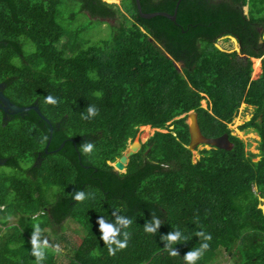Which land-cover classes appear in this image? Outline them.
<instances>
[{
	"label": "trees",
	"instance_id": "16d2710c",
	"mask_svg": "<svg viewBox=\"0 0 264 264\" xmlns=\"http://www.w3.org/2000/svg\"><path fill=\"white\" fill-rule=\"evenodd\" d=\"M65 1L91 15L118 11L108 0H0L2 90L20 106L36 100L50 122L33 109L0 108V158L16 169L0 171V264H35L27 220L36 219L52 245L50 233L64 220L84 231L70 238L63 260L48 251L43 264H185L184 254L203 242L195 235L200 230L212 236L204 254L219 248L240 254L248 244L236 264H264V212L258 207L264 198V0H179L174 21L142 18L135 1L125 0L130 22L115 25L108 39L81 46L57 19ZM177 1L140 4L144 12L172 14ZM225 35L236 38L239 51L214 44ZM23 39L34 46L28 55ZM251 57H261L255 79ZM48 95L58 103H45ZM242 103L254 106L239 127L260 138L255 161L228 128ZM89 105L99 114L84 120ZM190 110L203 135L227 133L232 148L202 149L193 161L187 115L180 117ZM143 125L167 130L139 140L142 147L125 170H116L112 162ZM85 141L94 144L90 155L81 152ZM77 190L91 195L75 201ZM113 210L132 224L122 230L131 234L127 247L109 255L97 218L112 221ZM152 212L163 221L155 235L144 231ZM13 215L17 224L10 225ZM5 227L10 231L2 234ZM175 229L187 240L173 245L179 255L170 256L161 236ZM203 256L196 264H204Z\"/></svg>",
	"mask_w": 264,
	"mask_h": 264
},
{
	"label": "rangeland",
	"instance_id": "374dc122",
	"mask_svg": "<svg viewBox=\"0 0 264 264\" xmlns=\"http://www.w3.org/2000/svg\"><path fill=\"white\" fill-rule=\"evenodd\" d=\"M104 1V0H103ZM109 1V2H108ZM106 3L108 4H115L116 8L118 9L117 14L114 17L108 16H100L98 14L91 15L86 9H80V3H71V2H63L58 7L57 19L58 21L65 27L67 32L72 33L73 42L76 45L81 46L85 41L87 43H93L100 39H108L111 37L112 32L114 31V26L118 25L119 23H129L130 22V14L125 10V6L127 5L125 0H108ZM244 12H247V6L243 7ZM264 33H262L263 36ZM264 37V36H263ZM67 39V35L62 39V42H65ZM156 41L154 38H152ZM264 39V38H263ZM218 48L225 50V51H239L240 46L237 40L231 38L229 35L221 36L217 38L214 43ZM23 48L25 49V54H30L34 50V46L32 43L27 40L23 39ZM256 59H251L252 61V72L251 78H257L261 73V62H255ZM20 63V60H17ZM207 99L203 98L200 101L202 107L207 106ZM254 112V106L248 105L246 103H242L237 110L236 115L233 117L230 123H228V128L230 129V133L233 135L238 136L241 138L245 143V150L249 151L255 156L253 160H258L259 150V136L257 132L252 128L247 129H240V125L247 121ZM172 125L169 126L171 128ZM155 130H161L165 132L167 129H156L151 127H139L137 134L135 135V140H140L145 142ZM210 147L206 145H201L196 148L192 152V159L196 161L200 155L202 149H209ZM2 166L1 168H3ZM5 170V169H4ZM258 207L262 209L264 212V198L259 199ZM18 216H11L9 220V224H17ZM43 218V217H42ZM38 222L36 220H27V224L32 226L33 223ZM10 229L7 227L2 228L1 233L5 234ZM51 242L56 245L59 244L61 246V252L59 253L58 260H63L65 255L68 254V246L71 244L69 240L73 236H83L84 231L82 228L72 221L64 220L62 223V227H55L52 229V233H50ZM264 242L261 241V244ZM260 248V246H258ZM249 250V245H243L241 248V256L245 252ZM239 254V250L233 249L232 254L228 253L224 248H219L217 251L214 252H207L204 254V264H236L239 260H241Z\"/></svg>",
	"mask_w": 264,
	"mask_h": 264
},
{
	"label": "clouds",
	"instance_id": "9594fccd",
	"mask_svg": "<svg viewBox=\"0 0 264 264\" xmlns=\"http://www.w3.org/2000/svg\"><path fill=\"white\" fill-rule=\"evenodd\" d=\"M256 58V57H255ZM45 103L56 105L57 99L51 95L45 97ZM99 114L98 108L94 105L87 107V114H81V118L84 120L92 119ZM152 128V127H151ZM43 139H47L45 136ZM81 152L85 155H90L94 150V144L89 141H85L81 146ZM91 194H86L82 190H77L73 194V200L83 202ZM111 215L114 220L109 221L104 216L97 218V223L100 231V239L103 240L104 244L108 248L109 255H115L119 250H123L128 245L130 239V233L122 231L127 229L132 224V220L127 216L119 214V210H113ZM163 221L152 212V218L144 224V231L148 234L155 235L160 228ZM33 231L31 232L30 244H31V255L35 257V264H43L46 259L48 251L53 253H60L61 246L59 244L52 245L49 240L43 235L44 229L41 228L39 222L33 223ZM203 242L199 248H194L186 252L183 256L185 264H196V262L203 256L204 252L209 248V241L212 236L210 233H205L203 230L195 233ZM122 237V238H121ZM161 239L165 241V249L168 251L170 256L179 255L173 245L180 243L182 240L186 241L187 237H184L179 229L169 231L167 234L162 235Z\"/></svg>",
	"mask_w": 264,
	"mask_h": 264
},
{
	"label": "water",
	"instance_id": "95a60500",
	"mask_svg": "<svg viewBox=\"0 0 264 264\" xmlns=\"http://www.w3.org/2000/svg\"><path fill=\"white\" fill-rule=\"evenodd\" d=\"M134 1H135L137 12L139 16L142 18H151L156 15L165 16L173 21L176 18V7L179 3V0L176 3L174 13L172 14L165 12V11L144 12L142 10L140 0H134ZM261 31L263 33L264 28ZM231 37L236 40L235 37L233 36ZM252 58L254 59L255 57H251V59ZM256 59H259L261 62V57H256ZM2 86L3 84L0 83V108L3 110L4 113H7V112L22 113L24 111L34 109L35 111H37V113L41 114L38 106L35 104L27 105V106H20V105L13 103L7 96L3 94V91L1 90ZM184 115H187L186 123L188 125V132H189V138H190L187 148L190 151H194L196 148H198L201 145H206L210 148L211 147L222 148L225 150H230L232 148V143L230 142L227 133H223L219 136H214V137L205 136L200 131V128L197 122V113L193 110H190L186 114L180 115V117ZM143 126L150 127V125H143ZM140 145L141 143L139 140H135V139L131 140V142L128 144L127 148L123 151V153L114 162H112V165L114 166V168L119 171H124L125 166L129 160V157L139 149ZM47 146H48V143L45 146V151L47 149Z\"/></svg>",
	"mask_w": 264,
	"mask_h": 264
},
{
	"label": "flooded vegetation",
	"instance_id": "af4514ba",
	"mask_svg": "<svg viewBox=\"0 0 264 264\" xmlns=\"http://www.w3.org/2000/svg\"><path fill=\"white\" fill-rule=\"evenodd\" d=\"M3 89V87L1 88V90ZM3 91V90H2ZM3 94L5 95V96H7L4 92H3ZM8 97V96H7ZM9 98V97H8ZM36 103H37V101L36 100H33V102L31 103V104H29V105H33V104H35L36 105ZM21 106H27V105H21ZM34 110V109H33ZM40 110V109H39ZM35 111V110H34ZM41 112V111H40ZM9 113V112H8ZM36 113H37V111H36ZM46 123L47 122H49L48 121V119L42 114V112H41V114H39V113H37ZM50 123V122H49ZM60 126H61V123L59 124V123H57V127L58 128H60ZM152 128H155V127H152ZM142 144L144 143L143 141L141 142ZM142 144L140 145V147H139V149L142 147ZM46 145V144H45ZM138 149V150H139ZM37 160H39L40 161V159H41V156L40 157H38V158H36ZM36 164H38V162L36 163ZM2 166H4L3 168L5 169H2L1 167ZM1 170H3L2 172H4L5 174H15V168H12V167H10V166H8V165H6V160L5 159H1L0 158V171ZM3 207V206H2Z\"/></svg>",
	"mask_w": 264,
	"mask_h": 264
},
{
	"label": "bare ground",
	"instance_id": "6f19581e",
	"mask_svg": "<svg viewBox=\"0 0 264 264\" xmlns=\"http://www.w3.org/2000/svg\"><path fill=\"white\" fill-rule=\"evenodd\" d=\"M263 33H264V32H263ZM263 36H264V34H263ZM254 59H256V58H254ZM256 60H257V62H259L258 59H256ZM256 60H255V62H256ZM143 127L147 128L148 126H143Z\"/></svg>",
	"mask_w": 264,
	"mask_h": 264
}]
</instances>
